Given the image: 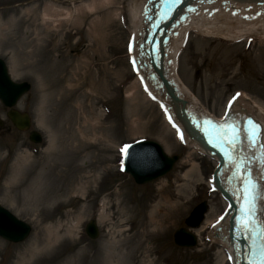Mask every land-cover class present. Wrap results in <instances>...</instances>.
Segmentation results:
<instances>
[{"label": "rangeland", "instance_id": "374dc122", "mask_svg": "<svg viewBox=\"0 0 264 264\" xmlns=\"http://www.w3.org/2000/svg\"><path fill=\"white\" fill-rule=\"evenodd\" d=\"M90 1L93 9L84 7ZM130 8L131 0H0V58L16 82L30 83L14 108L32 120L29 129H16L0 102V204L31 226L21 242L0 237L1 263L232 264L207 227L198 237L185 222L204 200L200 225L223 212L225 200L208 182L215 161L187 147L139 86L127 95L134 81ZM184 45L178 76L208 113L222 116L239 91L264 105V42L190 32ZM31 129L40 142L30 141ZM139 139L177 156L170 171L143 184L122 170V150ZM192 162L187 203L160 233L146 217L157 183L165 177L176 186L174 175L182 178ZM102 206L107 216L100 218ZM93 218L99 233L91 239L85 223ZM58 226L59 239L41 250L47 228ZM178 228L194 234L196 244L178 246Z\"/></svg>", "mask_w": 264, "mask_h": 264}, {"label": "bare ground", "instance_id": "6f19581e", "mask_svg": "<svg viewBox=\"0 0 264 264\" xmlns=\"http://www.w3.org/2000/svg\"><path fill=\"white\" fill-rule=\"evenodd\" d=\"M152 2L153 0H131L132 28L128 47L131 68L135 72V77L126 92L128 96H132L135 88L139 86L146 98L155 101L161 107L167 121L174 127L179 139L187 147L192 151L204 154V156H209L215 161V169L208 182L221 195L220 197L224 198V212L214 218H206L202 225L194 228L196 229L195 235L199 237L202 228L207 227L209 229L208 239L216 242L225 251L223 260L226 257L235 264L238 253L236 246L224 232L228 215L225 206H228L232 200L223 177L224 160L220 156L221 154L211 146L212 143L210 138L206 136L201 121L195 116L182 111L178 105L171 104L160 84L151 77L150 65L144 57L145 48L141 43L145 30L144 19ZM94 3V1H90L85 3L84 7L93 9ZM69 15L70 12L66 14V16ZM171 25L164 45V73L182 97L190 101L193 106H196V109L202 111V114L213 116L200 105L198 98L193 93L191 94L188 88L184 86L180 76H178L179 54H181L190 32L204 37L218 38L219 40L236 42L251 39L263 43L264 0H196ZM67 95L69 101L72 96L69 92ZM228 104L226 119H228V124L240 141L241 155L244 158L246 172L248 169L253 185H255V210L260 229L257 236L261 248L264 249V105L252 99L246 93H242V91L238 92L236 97ZM41 112H43L42 108ZM41 116L37 123L40 126L43 125V117ZM53 141L54 139L51 137L48 144L53 146ZM78 152H80L79 148L74 146L71 153L78 154ZM194 169V163L192 162L190 168L183 173L182 178L174 175L176 186L165 177H162L157 183L159 186L158 199H156V203L146 214V217L149 225L160 233L168 230L169 223L174 218L173 215L178 214L183 205L187 203L184 199L187 197L190 187L189 177L195 171ZM173 186H175L174 190L171 189ZM104 209L102 206L99 212L100 218L107 216ZM58 232L59 226L57 228H47L46 241L44 244L39 245L41 250L59 239ZM179 245L186 246L187 244L182 243ZM37 246L36 244L34 248ZM34 250L36 249H32V251Z\"/></svg>", "mask_w": 264, "mask_h": 264}, {"label": "water", "instance_id": "95a60500", "mask_svg": "<svg viewBox=\"0 0 264 264\" xmlns=\"http://www.w3.org/2000/svg\"><path fill=\"white\" fill-rule=\"evenodd\" d=\"M190 1L157 0L152 6L151 14L146 20L147 32L144 38L146 57L153 68V74L162 84L163 92L168 95L171 103L178 105L182 111L204 119L208 136L226 160L225 173L226 175L229 173L228 183L231 196H233L227 216L226 234L234 242L238 251L235 264H264V249L261 248L257 236L260 229L256 218L253 182L249 170L247 173L243 172L246 165L239 155L240 145L237 136L226 121L202 114V111L183 98L164 74L163 45L167 29ZM169 8L171 10L166 14ZM7 73V65L0 58V102L8 108L6 116L12 125L16 129L24 131L30 128L31 119L28 113H21L14 106L18 99L30 89V84L27 81L16 83ZM216 124L220 125V128ZM2 125L3 120L0 119V126ZM29 139L33 142H40L42 137L36 130L31 129ZM125 150L124 171L129 172L137 183L149 182L163 176L173 167L177 159V156H168L161 145L152 140L132 142ZM206 207L205 202L196 206L186 219V223L189 226H198L202 221ZM86 224V234L90 238H96L99 232L95 220H90ZM29 226L28 223L15 217L8 209L0 205V236L15 243L23 241L30 232ZM194 238L186 229L178 228L174 233L173 240L177 244L186 243V246H193L196 244ZM251 249H253L252 256Z\"/></svg>", "mask_w": 264, "mask_h": 264}]
</instances>
